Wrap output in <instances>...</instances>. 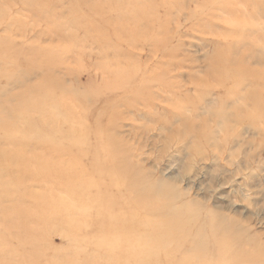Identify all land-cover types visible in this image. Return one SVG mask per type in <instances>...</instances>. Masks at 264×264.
Wrapping results in <instances>:
<instances>
[{
	"label": "rangeland",
	"instance_id": "1",
	"mask_svg": "<svg viewBox=\"0 0 264 264\" xmlns=\"http://www.w3.org/2000/svg\"><path fill=\"white\" fill-rule=\"evenodd\" d=\"M0 264H264V0H0Z\"/></svg>",
	"mask_w": 264,
	"mask_h": 264
}]
</instances>
